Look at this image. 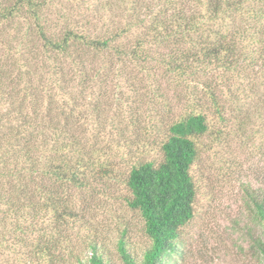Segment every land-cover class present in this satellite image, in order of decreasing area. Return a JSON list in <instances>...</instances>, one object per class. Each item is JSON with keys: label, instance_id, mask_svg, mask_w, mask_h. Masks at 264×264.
<instances>
[{"label": "trees", "instance_id": "trees-1", "mask_svg": "<svg viewBox=\"0 0 264 264\" xmlns=\"http://www.w3.org/2000/svg\"><path fill=\"white\" fill-rule=\"evenodd\" d=\"M262 4L0 0V226L11 216L15 229L45 232L55 247L63 224L88 228L83 191L108 169L100 164L94 171L99 147L121 146L123 138L113 137L111 126L118 130L129 93L148 86L157 94L161 75L180 83L208 74L221 87L230 76H244V64L254 66L252 54L264 58V46L245 43L247 36L259 41ZM111 105L115 110L108 114ZM206 131L205 116L188 113L167 126L158 163L130 167L127 204L139 213L151 243L137 259L123 233L117 240L123 264H173L180 229L194 215L195 139ZM256 210L264 228V201ZM45 218L50 225L42 226ZM78 238L90 252L85 264H110L93 234ZM40 240L31 242L33 248ZM36 251L46 255L48 249ZM68 254L83 262L73 250Z\"/></svg>", "mask_w": 264, "mask_h": 264}, {"label": "rangeland", "instance_id": "rangeland-1", "mask_svg": "<svg viewBox=\"0 0 264 264\" xmlns=\"http://www.w3.org/2000/svg\"><path fill=\"white\" fill-rule=\"evenodd\" d=\"M259 21V41L245 38L249 49L264 46V18ZM251 24L246 18L245 25ZM257 54H252L254 66L244 64V76H230L222 87L209 82L208 74L180 83L161 75L157 94L148 86L129 93L118 130L111 126V135L123 138L121 146L112 149L107 143L102 152L99 147L94 171L100 164L108 169L97 173L83 191L88 228L63 224L55 247L45 232L15 229L14 219L6 215L0 226V264H80L68 254L72 250L85 264L90 252L78 238L82 234L94 235L110 264H123L117 240L124 233L128 251L139 259L151 240L139 213L127 204L126 176L135 163L162 159L167 126L188 113L203 114L207 131L195 139L197 158L190 172L196 188L194 215L180 229L171 263L264 264V228L256 210L257 202L264 201V58ZM134 99L136 103L128 104ZM111 106L108 114L115 110ZM99 140L102 146L107 138ZM43 225H50L47 218ZM36 237L40 244L33 248ZM39 247L48 249L46 255L37 253Z\"/></svg>", "mask_w": 264, "mask_h": 264}]
</instances>
